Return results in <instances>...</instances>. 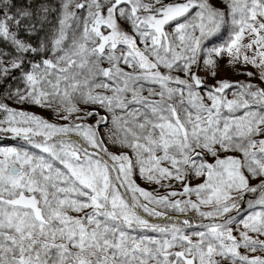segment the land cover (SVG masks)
Segmentation results:
<instances>
[{
  "label": "snow or ice",
  "instance_id": "snow-or-ice-1",
  "mask_svg": "<svg viewBox=\"0 0 264 264\" xmlns=\"http://www.w3.org/2000/svg\"><path fill=\"white\" fill-rule=\"evenodd\" d=\"M0 264H264V0H0Z\"/></svg>",
  "mask_w": 264,
  "mask_h": 264
},
{
  "label": "rangeland",
  "instance_id": "rangeland-1",
  "mask_svg": "<svg viewBox=\"0 0 264 264\" xmlns=\"http://www.w3.org/2000/svg\"><path fill=\"white\" fill-rule=\"evenodd\" d=\"M230 78H233V79H237V78H239V79H243V77H230ZM29 110H30V111H40V110L35 109V108H30ZM40 114H41V115H48L47 113H44V112H41ZM4 143H5V144H14V143H16V141L8 142L7 140H5ZM144 186H146V185H144Z\"/></svg>",
  "mask_w": 264,
  "mask_h": 264
},
{
  "label": "trees",
  "instance_id": "trees-1",
  "mask_svg": "<svg viewBox=\"0 0 264 264\" xmlns=\"http://www.w3.org/2000/svg\"><path fill=\"white\" fill-rule=\"evenodd\" d=\"M8 142H11V141H14V140H11V139H9V140H7Z\"/></svg>",
  "mask_w": 264,
  "mask_h": 264
}]
</instances>
